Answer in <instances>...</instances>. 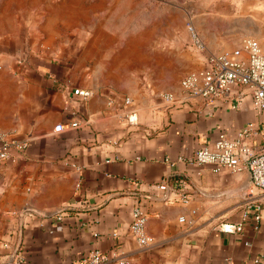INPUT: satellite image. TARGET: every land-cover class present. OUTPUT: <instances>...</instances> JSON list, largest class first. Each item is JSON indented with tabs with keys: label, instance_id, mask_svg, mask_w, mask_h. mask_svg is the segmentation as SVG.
Listing matches in <instances>:
<instances>
[{
	"label": "crops",
	"instance_id": "0c3cea01",
	"mask_svg": "<svg viewBox=\"0 0 264 264\" xmlns=\"http://www.w3.org/2000/svg\"><path fill=\"white\" fill-rule=\"evenodd\" d=\"M106 1L103 8H0V131L25 144L0 162V264H78L93 250L108 255L102 264H264V198L258 222L221 229L241 221L248 174L188 164L219 134L234 138L257 122L249 98L235 109L202 108L197 99L165 104L164 93L182 98L179 82L164 89L143 78L171 76L175 61L190 58L185 29L176 35L177 5ZM184 8H215V22L232 30L224 39L208 19L196 20L208 49L198 52L203 61L195 55L191 72L244 37L264 53V0H191ZM76 88L91 95L76 96ZM129 109L134 125L124 117ZM56 125L64 129L54 132ZM138 204L147 215L146 246L128 232ZM59 211L60 221L48 218Z\"/></svg>",
	"mask_w": 264,
	"mask_h": 264
},
{
	"label": "built area",
	"instance_id": "2783aa9c",
	"mask_svg": "<svg viewBox=\"0 0 264 264\" xmlns=\"http://www.w3.org/2000/svg\"><path fill=\"white\" fill-rule=\"evenodd\" d=\"M187 30L194 46L203 51V42L193 27L188 25ZM179 86L183 93L182 98H177L172 93H164L161 97L165 104L178 106L185 100L197 99L202 102V108H213L222 102L235 109L249 98L250 107L257 116L256 123L239 129L234 138L219 134L211 148L201 147L188 158V164L210 166L216 172L227 169L231 172L245 171L248 174L250 188L243 200L241 221L221 225L224 232L240 231L244 221L251 218L258 222L261 219L260 198H264V53L257 40L245 38L229 51L209 54L205 66L185 74L180 79ZM73 94L83 99L91 95L88 90L77 88L73 90ZM123 102L125 105L131 104L130 98H124ZM124 117L128 124L136 123L134 110H126ZM77 126V122L69 124L70 128ZM63 129L62 125H56L54 132H61ZM24 147V143L9 141L0 131V162L12 159L10 155L12 148L22 150ZM165 188V184L158 186L160 190ZM180 199L186 203L189 195L182 193ZM48 218L60 221L62 211ZM179 220L183 221V218ZM146 221L144 208L139 204L133 207L128 232L140 246H146L151 241L146 234ZM107 260V254L93 250L83 255L78 264H102ZM117 262L124 263L122 260Z\"/></svg>",
	"mask_w": 264,
	"mask_h": 264
},
{
	"label": "rangeland",
	"instance_id": "374dc122",
	"mask_svg": "<svg viewBox=\"0 0 264 264\" xmlns=\"http://www.w3.org/2000/svg\"><path fill=\"white\" fill-rule=\"evenodd\" d=\"M154 2L152 0H114L112 8H138L141 6L143 8H149L152 3L160 4V0ZM191 0H174V4L177 5L175 8V24H176V35L180 37L182 30L186 32V40L183 42L182 47L184 50L190 49V58L189 55L181 58L179 61H175L173 75L168 77H153V78H143L145 83H154L164 89H169L178 84L181 76H183L188 71L191 72L192 69L196 68L199 61L196 59L195 55H198L200 61H203V55L198 54L200 51L197 49L194 44L191 42L189 32L187 30L188 25H191L194 31L197 33L199 39L202 41V37L198 32L196 25V20L199 18H206L210 22L209 30L213 32H220V36L224 39L229 38L232 34V30L229 29L226 24L220 23V21L214 20L215 8H184L188 6V3ZM110 4V2H108ZM164 3V2H162ZM107 6L106 0H0V8H103ZM183 7V8H181ZM161 10V9H160ZM165 15V14H164ZM164 15H159V18ZM217 23V24H216ZM214 24L216 27H214ZM253 38V37H244ZM254 39V38H253ZM204 45V50L208 48ZM234 46L231 47V49ZM192 53V54H191ZM205 55V54H204ZM249 190V189H248Z\"/></svg>",
	"mask_w": 264,
	"mask_h": 264
}]
</instances>
